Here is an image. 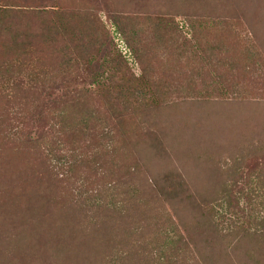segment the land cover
<instances>
[{"label": "trees", "instance_id": "16d2710c", "mask_svg": "<svg viewBox=\"0 0 264 264\" xmlns=\"http://www.w3.org/2000/svg\"><path fill=\"white\" fill-rule=\"evenodd\" d=\"M235 1L104 3L109 14L156 18L214 19L229 10L235 20L227 22L241 28L245 23L264 45V1ZM16 2L23 11L0 14V23L6 24L0 32V61H9L13 69L16 65L34 71L35 80L28 89L20 78H12V71L0 79L6 83L0 84V264H264V225L254 231L251 221L249 226L240 221L227 229L220 227L216 216L217 205L238 207L237 193L248 185L257 166L264 184V54L237 68L238 86L245 89L241 97L196 98L187 104L168 101L158 108L122 110L108 123L111 133L95 134L101 122L95 117L105 112L109 99L81 87L41 115L33 136L23 124L19 126L25 123L22 113L37 106L39 88L51 82L47 75L55 73L58 80L70 76L68 59L61 57L69 48L63 41L69 29L62 14L67 8L94 4ZM250 15L258 20L252 22ZM143 58L153 61L150 53ZM162 64L158 60V66ZM147 75L154 78V71ZM120 131L124 139L118 136ZM50 143L69 156L53 157ZM97 149L105 159L112 155L119 159L116 167L107 161L102 164V171H119L112 175H120L119 180L105 176L92 180ZM248 157L257 159L255 168H247ZM55 159L76 167L86 159V168L61 172ZM38 167L44 171L32 178ZM140 184L152 187L154 196L118 200V185ZM107 185L115 194L106 204L96 203V196L109 194ZM82 186L88 196H83ZM261 205L264 208V199Z\"/></svg>", "mask_w": 264, "mask_h": 264}, {"label": "rangeland", "instance_id": "374dc122", "mask_svg": "<svg viewBox=\"0 0 264 264\" xmlns=\"http://www.w3.org/2000/svg\"><path fill=\"white\" fill-rule=\"evenodd\" d=\"M220 3H225V0H220ZM82 4L94 5L90 8L79 7L80 10L78 7L75 10L67 8L63 14V11L56 12V8L54 10L55 13L62 14L63 22L69 29V34L63 38L69 48L61 52V57L68 59L67 70L70 76L58 80L59 77H56L55 73L53 77L47 75L45 78H50L51 82L48 85L43 84L44 88H39L36 98L38 107L33 104L32 111L22 113L25 123L21 121L19 126L23 124L33 136L37 134L36 128L41 115L45 116L54 104L74 94L81 87L88 88L94 94L100 93L103 99H109L104 106L105 112L101 111V115L95 117L101 121L95 134L104 131L111 133L112 125L108 123L113 121L118 113H122V110L132 112L140 106L147 109L158 108L168 101L187 104L197 99L241 97L245 89L238 86L237 78H240V75L237 68L248 65L254 55L258 58L264 54V45L256 40V36L247 29L245 23L244 28L235 25L232 22L235 19L229 10H222L214 19L194 20L185 16L156 18L150 15H113L109 14L104 0H87V3ZM22 8L16 0H0V14L6 15L7 11L13 10L23 11ZM250 16L252 22L258 20L254 15ZM229 18L232 19L231 22H227ZM5 26L6 24L0 23V32ZM146 53L153 55V61L143 58ZM158 60L163 62V67L158 66ZM14 61L21 64L20 60ZM140 61L144 65H141ZM260 62L262 61L258 60V65ZM5 67H8L7 71L4 70ZM18 67L15 65L13 69L9 61H0V79L7 77L12 71L13 79L20 78L24 83L23 87L30 88L35 80L34 71L19 70ZM156 69H159L158 74ZM147 71H154V78H150ZM253 74L257 75L256 71H253ZM165 78L169 81L166 82ZM0 84L6 83L0 81ZM33 97L35 98H31ZM111 105L114 108H110ZM37 108H40L39 113ZM123 134L120 131L118 136L124 139L126 136ZM49 147L53 157L69 156V152L57 148L56 144L50 143ZM94 155L96 161L92 166L95 169L90 173L93 181H98L97 177L102 176H105L106 180L120 179V175L112 176L119 171H102L104 161L115 164V167L119 165L116 156L112 155L110 160L108 157L105 159L106 154L98 149ZM251 158L247 159V168H255L258 163L256 158ZM60 160L55 159L61 164V172L78 171L81 167L84 171L86 168V159L79 162L77 167L74 163L69 165L68 162ZM257 168L261 169L258 166ZM257 168L251 173V180L242 193H237L238 207L235 210L229 209L226 203L216 206L220 227L230 229L234 222L240 221H244L246 226H249L248 222L251 221V229L254 231L263 227L264 208L261 201L264 199V184L257 174L261 171ZM135 170L132 166V172ZM32 171L34 178L41 174L44 168L38 167ZM72 177H75L74 174ZM105 187L109 194L104 197L96 196V203L106 204L104 201H108L110 196L115 194L108 189V185ZM74 190L77 192L76 185ZM81 192L84 197L90 194L84 186L81 187ZM117 193L118 200L154 196L152 187L144 184L125 188L118 185ZM220 215L224 217L221 219Z\"/></svg>", "mask_w": 264, "mask_h": 264}]
</instances>
